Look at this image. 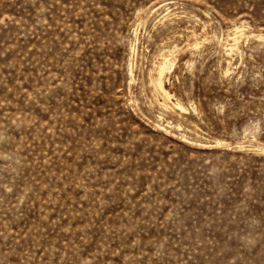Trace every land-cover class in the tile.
I'll return each mask as SVG.
<instances>
[{"label":"rangeland","instance_id":"obj_1","mask_svg":"<svg viewBox=\"0 0 264 264\" xmlns=\"http://www.w3.org/2000/svg\"><path fill=\"white\" fill-rule=\"evenodd\" d=\"M263 36L264 0H0V264H264Z\"/></svg>","mask_w":264,"mask_h":264},{"label":"bare ground","instance_id":"obj_2","mask_svg":"<svg viewBox=\"0 0 264 264\" xmlns=\"http://www.w3.org/2000/svg\"><path fill=\"white\" fill-rule=\"evenodd\" d=\"M240 28H243V27L240 26ZM240 28H238V29H240ZM237 32L242 33L241 30L237 31ZM259 36H262V35H259ZM238 38H239V35H236L235 39L237 40ZM164 56L165 57L162 60V62L155 68V72L152 73L151 81H152V84L154 85L155 90L158 93H160L166 101H169L170 99H172L173 93L171 92V90L166 85V77H167L168 71L174 67L176 60L172 56L168 57V54H165ZM177 63H178V61H177ZM130 71H132V70H130ZM132 76H133V74H132ZM175 105H177L179 108H182V109L185 108L184 105L180 101L176 102Z\"/></svg>","mask_w":264,"mask_h":264}]
</instances>
